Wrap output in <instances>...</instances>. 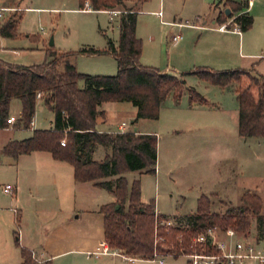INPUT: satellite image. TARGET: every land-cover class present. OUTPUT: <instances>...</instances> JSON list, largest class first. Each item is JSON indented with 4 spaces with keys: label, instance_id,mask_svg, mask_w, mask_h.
I'll return each mask as SVG.
<instances>
[{
    "label": "rangeland",
    "instance_id": "obj_1",
    "mask_svg": "<svg viewBox=\"0 0 264 264\" xmlns=\"http://www.w3.org/2000/svg\"><path fill=\"white\" fill-rule=\"evenodd\" d=\"M125 1L130 3L128 6L139 3L138 37L143 42V51L145 50L144 60H141L143 65V62H148L166 73L180 76L200 66L229 70L239 69L242 64L237 42L229 41L228 46L232 49L224 61H219L214 54L223 46L222 36L210 30L204 32L200 27L214 25L216 16L221 11L225 12L227 0ZM0 3L3 5L5 2L0 0ZM6 3L5 7L14 10L6 12L2 25L20 17L16 37L0 36V60L8 64L31 66L45 63L50 60L48 51L51 48L59 52L78 51L83 47L106 49L109 40L118 45L121 13L82 12L79 10V0H18L17 3ZM160 12L162 18L157 16ZM250 13L255 23L247 35L261 37L264 34V0H256ZM174 21L183 25L174 26L171 24ZM180 34L183 39L174 43L173 36ZM52 37L54 46L50 45ZM75 63L82 74L113 76L118 73L116 60L110 54H79ZM159 64L160 66H156ZM183 80L186 82V89L180 101L176 102L171 93L161 104L158 120L139 119L135 122L137 107L130 102L103 105L106 117L99 119V130L114 131L122 124L121 131L154 134L158 138L156 173L127 172L125 177L129 190L135 180L140 181L142 202L150 203L155 200L158 214L168 215L173 224L184 227H188V222L184 219L197 212L202 197L209 199L211 212L222 213L232 207L242 206V197L246 192L254 193L262 200L261 215L264 216V138H244L239 135L236 83L220 87L203 81L196 75H185ZM79 84L82 86L84 82L80 81ZM190 88H194L215 106L192 104ZM22 110V101L13 99L9 113L18 118L15 123L17 126L21 124ZM53 120L54 113L38 103L31 128L50 129ZM30 132L29 129H17L12 125L1 127L0 150L5 139L12 136L22 138L21 136ZM62 141L68 142L67 137ZM107 148L109 147L99 146L93 158L102 160ZM0 157V264H21V252L25 248L23 240L30 232L26 223L21 222L23 220L17 210H22L26 204L34 201L29 190L23 189L22 193L20 191L22 196L19 203L15 204V193L7 195L3 187L7 184L14 185L17 169L24 171L31 161L23 157L20 162L13 164L2 151ZM24 175L23 173L22 176ZM96 191L85 193L84 199L80 196L75 200L73 197H62L60 202L56 199V194L47 195L45 192V196L40 192L35 204L42 209L51 206L56 209L59 205L76 207V216L82 212L97 211L94 203H112L114 195L108 190L98 188ZM251 219L249 235L261 240L264 247V234L262 237L259 235L258 219L255 216ZM46 222L53 223L49 219ZM54 222L59 223L56 218ZM49 242L52 241H47L48 244ZM50 254H54L53 258L43 262L36 261V264H150L146 261L129 262L120 253L98 256L96 251ZM185 255L165 256L162 264H189L190 259ZM153 264L161 263L157 261Z\"/></svg>",
    "mask_w": 264,
    "mask_h": 264
},
{
    "label": "trees",
    "instance_id": "obj_2",
    "mask_svg": "<svg viewBox=\"0 0 264 264\" xmlns=\"http://www.w3.org/2000/svg\"><path fill=\"white\" fill-rule=\"evenodd\" d=\"M141 2L147 0H140ZM89 2L93 10H109L124 7L120 19L118 45L108 41L106 49L83 47L78 51H48L50 60L45 63L22 66L0 60V128L8 126L9 106L13 99L23 103L20 126L31 128L36 113L38 95L43 105L54 113L51 129L35 130L33 136L10 141L3 153L14 159L35 151L50 152L54 159L71 164L78 182H92L108 190L116 200L104 204L100 212L104 216L105 242L111 250L139 261H150L159 254L178 257L194 252L216 254L210 246L195 242L210 228L222 231L233 229L248 235L252 228V216L258 219L259 235L264 234L262 200L259 195L246 192L242 206L226 212L210 211V201L202 197L198 210L184 220L188 227L168 225V217L158 214L155 200H141V183L135 180L131 190L125 177L127 172L156 173L158 138L154 134L131 131L102 132L99 119H105L103 104L130 102L137 107L139 119L158 120L161 104L173 93L179 102L185 89V75H196L212 85L226 87L236 83L239 103L238 133L241 137L264 138V75L253 74L252 69L215 70L196 67L180 76L143 65V42L137 36V12L128 8L125 0H80L82 9ZM248 1L227 0L225 9L216 17L219 25L250 30L254 17L243 12ZM20 17L9 20L0 27V36L14 38ZM110 54L117 61L118 73L113 76L82 74L77 70L76 57ZM80 81L84 86H80ZM190 102L209 105V101L194 88L189 89ZM67 137L65 146L61 144ZM98 146L110 147L111 153L98 161L93 154ZM116 179L102 181L107 178ZM21 264H36L32 251L22 248ZM190 264V262H189Z\"/></svg>",
    "mask_w": 264,
    "mask_h": 264
},
{
    "label": "crops",
    "instance_id": "obj_3",
    "mask_svg": "<svg viewBox=\"0 0 264 264\" xmlns=\"http://www.w3.org/2000/svg\"><path fill=\"white\" fill-rule=\"evenodd\" d=\"M1 1H4L5 3L8 1L17 3L18 0H1ZM238 1H243V0H238ZM244 1L249 2V7L244 9L243 12L250 13V10L255 6L256 0H244ZM5 3L3 5L2 3L0 4L2 6H5ZM129 4L126 3L127 7L134 9V11H136L137 15L139 16L140 9L137 6L139 3L136 2L135 4H131L130 6H128ZM19 5H20L19 7H21L20 3ZM79 10L82 11L81 5ZM113 10H119L121 11L120 13L122 14L124 12V7L117 6L109 10H98V11L91 9V11H96V12L113 11ZM82 12H88V11H82ZM115 14L117 13H114V15ZM229 23H231V20L227 24L219 25L216 22V20H214L213 21L214 25L200 26L202 27V29H204L203 30L204 32H208L210 30L222 36V41H224L223 46H220V49H217V53L214 54L215 57H217L219 61H224L228 56V54L230 53V49H232V47L229 48L228 46L230 43L229 41L232 40L233 42L238 43V49H239L238 52H239V56H241L242 59V64L240 65L239 68L252 69L255 75H264V34L261 35V37H255L254 35L248 36L247 34L249 30L246 32H242L238 29H234L233 26H231V29L226 28V25H228ZM171 24H173L174 26L183 25V23L181 22L178 23L176 21L171 22ZM180 35L182 36V34ZM137 36H138V21H137ZM144 55H145V50L143 51L141 60L143 59ZM143 63L146 66H151V64H148V62H143ZM156 66H160V64ZM83 86L84 84L82 85V87ZM38 103H42V100L39 99ZM112 103H117V102L105 103L103 105L105 106L107 104H112ZM104 106H102V108L106 111ZM208 106H215V104L209 102V105H205V107ZM11 125L13 126V128L25 129L21 126H17L15 123ZM122 126L123 125L120 124L118 128L114 131L110 129L109 130L101 129L100 131L117 132V131H121L120 129ZM35 130L37 129L29 128V131L31 132L29 134L21 136L22 138H15V136H12L8 139H5L4 143L1 146L0 152L2 151L3 153V148L10 141L13 140L21 141L33 136ZM98 148L99 146L96 148L95 152L97 151ZM95 152L93 154V157L95 155ZM110 153H111V148L109 147L106 149L105 154L101 159H104V157ZM6 156L10 160H12L13 164L20 162L21 158L23 157L28 158L27 160L31 161L30 164L26 166L24 171L21 169H17V175L13 180L14 183L13 186H15L16 188V192L13 198L15 204L19 203L20 196H22L20 195V191L22 193L23 189H27L31 194L32 200L34 201L32 203L26 204V206L22 210L20 211L17 210V214H19V217L21 218V220H23L20 221L23 222V224L26 223V227L29 229L28 231L30 232L27 233L25 240H23V246L29 249L30 251H32L36 261H40V262L48 261L50 258H53L52 255H54L50 253H56L55 255H62L65 253H72V252L90 253V252H95L106 245L105 235H104V216L100 212V208L104 204L94 203V205L95 204L97 205V211L82 212L76 216H75V211L77 209L76 207L74 208L61 207L59 205V207L56 209H53L52 206L47 207V209H42L41 207L35 204V200L39 196L40 192L44 193L45 196H46L45 192L47 193V195L56 194L57 195L56 199L60 202L62 197L64 199L73 197V199L75 200L77 196H80L82 199H84L83 195L85 193H93V192L96 193L97 192L96 190L100 187L94 185V183L92 182L76 181L74 177L73 166L67 162L54 159V157L50 152L35 151L32 152L31 154L21 155L18 159H14L9 155ZM23 173L25 174L24 176H22ZM115 200L116 198L113 196L112 202H114ZM14 210L16 211L15 208ZM49 215H51V218ZM166 216L168 217V215ZM45 217L48 218L53 223L50 224L49 222H46L48 219H46ZM55 218L56 220L58 219L59 223L54 222ZM168 219L172 220L170 217H168ZM46 240L47 241L51 240L52 242H49L48 244ZM112 251L115 252L114 250Z\"/></svg>",
    "mask_w": 264,
    "mask_h": 264
},
{
    "label": "built area",
    "instance_id": "obj_4",
    "mask_svg": "<svg viewBox=\"0 0 264 264\" xmlns=\"http://www.w3.org/2000/svg\"><path fill=\"white\" fill-rule=\"evenodd\" d=\"M91 5L86 2L82 11H91ZM14 9L0 5V27L4 21L5 14L8 11ZM113 13H120L119 10L111 11ZM157 16L162 18V13H158ZM182 39L181 35H174L172 41L174 43L179 42ZM41 95H38V99ZM18 118L11 115L7 119L8 125L16 123ZM123 127V126H122ZM121 127V129H123ZM123 131V130H122ZM66 141H62L63 146L66 145ZM1 161V157H0ZM3 191L7 195H13L16 192V188L13 185L7 184L3 187ZM168 225H174L172 221L167 222ZM196 243L203 246H210L216 250V254H209L204 251L194 252L186 254L190 259V264H264V247L261 245V240L251 238V235H241L233 229L222 231L218 228H210L205 233L200 234L196 240ZM118 253L113 252L106 244L103 248L96 251V255ZM129 262L139 261L133 257L123 256ZM159 261L164 263V257L155 254V257L148 261L150 264Z\"/></svg>",
    "mask_w": 264,
    "mask_h": 264
},
{
    "label": "water",
    "instance_id": "obj_5",
    "mask_svg": "<svg viewBox=\"0 0 264 264\" xmlns=\"http://www.w3.org/2000/svg\"><path fill=\"white\" fill-rule=\"evenodd\" d=\"M226 13H227V15H230V14H231V11H230L229 8L226 9ZM54 44H55V43H54V39H53V37H52L51 40H50V45H51V46H54Z\"/></svg>",
    "mask_w": 264,
    "mask_h": 264
}]
</instances>
